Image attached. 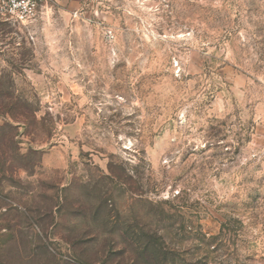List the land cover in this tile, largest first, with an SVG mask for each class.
<instances>
[{"label":"rangeland","instance_id":"1","mask_svg":"<svg viewBox=\"0 0 264 264\" xmlns=\"http://www.w3.org/2000/svg\"><path fill=\"white\" fill-rule=\"evenodd\" d=\"M145 235L147 264H264V0L0 16V264H130Z\"/></svg>","mask_w":264,"mask_h":264},{"label":"trees","instance_id":"2","mask_svg":"<svg viewBox=\"0 0 264 264\" xmlns=\"http://www.w3.org/2000/svg\"><path fill=\"white\" fill-rule=\"evenodd\" d=\"M9 128L11 130H13L12 126H10ZM7 135L10 136L8 138V140H9L12 138L13 133L10 131L9 133H7ZM2 152H3V150H2ZM10 236H11V233H9V237ZM145 236L147 237V239L145 240V243L141 247H139L140 250L133 252V253L131 252L128 255V258L131 260L130 264H147L146 261H139L140 257L145 258V256H146L148 258L151 257V258L155 259L158 256H162L161 255V250H162L161 243L158 242L156 239L150 237V236H147V235H145ZM16 244H17V241H16ZM0 249H2V248H0ZM11 249H13V252L16 253L15 261H17L18 264H31L35 260L36 254H35L34 250H30V249L26 250V249L19 248V247L18 248H11ZM95 263L100 264V261L95 259V261H93L92 264H95ZM158 264H159V261H158Z\"/></svg>","mask_w":264,"mask_h":264},{"label":"built area","instance_id":"3","mask_svg":"<svg viewBox=\"0 0 264 264\" xmlns=\"http://www.w3.org/2000/svg\"><path fill=\"white\" fill-rule=\"evenodd\" d=\"M45 0H0V16L12 23L27 25L36 20Z\"/></svg>","mask_w":264,"mask_h":264}]
</instances>
